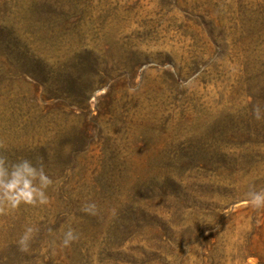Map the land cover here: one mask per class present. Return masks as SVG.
<instances>
[{"label":"rangeland","instance_id":"1","mask_svg":"<svg viewBox=\"0 0 264 264\" xmlns=\"http://www.w3.org/2000/svg\"><path fill=\"white\" fill-rule=\"evenodd\" d=\"M0 142V264H264V0H0Z\"/></svg>","mask_w":264,"mask_h":264},{"label":"clouds","instance_id":"2","mask_svg":"<svg viewBox=\"0 0 264 264\" xmlns=\"http://www.w3.org/2000/svg\"><path fill=\"white\" fill-rule=\"evenodd\" d=\"M255 116L260 119V109H254ZM3 143L0 142V147ZM53 184V180L45 174L43 166L39 168L28 159L18 162H9L6 157L0 155V214H9L17 210L21 204L37 206L49 203L46 190ZM245 204H251L253 208L264 207V189L251 191ZM95 204L82 207V210L95 214ZM39 229L34 226H26L23 234L17 241L18 250L22 253L30 252L31 242ZM79 239L74 229L69 228L63 233L60 247L67 248ZM55 244V242H53Z\"/></svg>","mask_w":264,"mask_h":264},{"label":"trees","instance_id":"3","mask_svg":"<svg viewBox=\"0 0 264 264\" xmlns=\"http://www.w3.org/2000/svg\"><path fill=\"white\" fill-rule=\"evenodd\" d=\"M34 152H36V151H34ZM34 152H31V155L27 159L30 160V161L31 160H34L35 161V164L34 165H37L38 163L39 164H43L46 161L45 158L43 157V154L40 155V154L37 153V156H32V154Z\"/></svg>","mask_w":264,"mask_h":264}]
</instances>
